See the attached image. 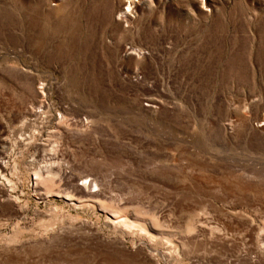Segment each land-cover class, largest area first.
Returning <instances> with one entry per match:
<instances>
[{"label": "rangeland", "instance_id": "374dc122", "mask_svg": "<svg viewBox=\"0 0 264 264\" xmlns=\"http://www.w3.org/2000/svg\"><path fill=\"white\" fill-rule=\"evenodd\" d=\"M0 264H264V0H0Z\"/></svg>", "mask_w": 264, "mask_h": 264}, {"label": "bare ground", "instance_id": "6f19581e", "mask_svg": "<svg viewBox=\"0 0 264 264\" xmlns=\"http://www.w3.org/2000/svg\"><path fill=\"white\" fill-rule=\"evenodd\" d=\"M126 17V16H125ZM47 168L49 167V166H46ZM47 170V169H46ZM48 170H50V168H48ZM35 174H36V172H35ZM43 174H42V170H39V173L37 172V177H36V186H38V184H39V181L41 182V180L39 179L41 176H42ZM50 175V174H49ZM48 175V176H49ZM47 177V176H46ZM43 178V177H42ZM41 178V179H42ZM49 178H50V176H49ZM49 178H48V180H49ZM43 180V179H42ZM45 181H46V178H45ZM49 182V181H48ZM50 185V184H49ZM68 195V194H67ZM115 219H116V221L115 222H124V224H126V225H131V224H133L132 222H130V221H128L125 217L123 218V217H119V216H115L114 217Z\"/></svg>", "mask_w": 264, "mask_h": 264}]
</instances>
